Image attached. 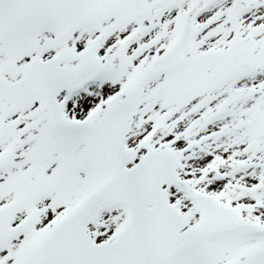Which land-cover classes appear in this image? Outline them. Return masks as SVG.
I'll return each mask as SVG.
<instances>
[{
    "label": "snow or ice",
    "instance_id": "obj_1",
    "mask_svg": "<svg viewBox=\"0 0 264 264\" xmlns=\"http://www.w3.org/2000/svg\"><path fill=\"white\" fill-rule=\"evenodd\" d=\"M0 264H264V0H0Z\"/></svg>",
    "mask_w": 264,
    "mask_h": 264
}]
</instances>
